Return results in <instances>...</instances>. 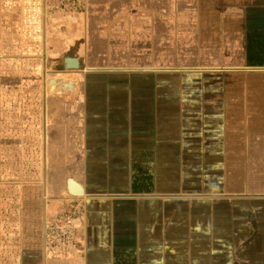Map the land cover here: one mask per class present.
Listing matches in <instances>:
<instances>
[{"label":"crops","instance_id":"1","mask_svg":"<svg viewBox=\"0 0 264 264\" xmlns=\"http://www.w3.org/2000/svg\"><path fill=\"white\" fill-rule=\"evenodd\" d=\"M117 1L86 0L85 11L73 14L84 25L75 26L66 47L84 50L87 42L106 63L115 50L108 33L125 26L124 12L148 25L142 10L112 9ZM176 1L188 4L175 8V32H193L197 9L191 0ZM203 1L210 37L202 59L191 63L189 41L177 70L190 71L175 74L179 82L202 80V89L164 88L165 76L138 72L83 76L84 84L63 79L75 83L72 91L51 94L49 121L36 124V137L43 134L58 155L52 159L71 163V177L64 187L23 191L17 204L0 202L15 215L11 223L0 211V244L12 264H264V216L251 200L228 201L223 179L227 162L264 161V86L243 85L245 76L264 82V0ZM183 20L188 28H179ZM199 62L203 69L190 66ZM231 78L241 88L225 87ZM213 171L219 188L212 187ZM70 179L85 192L80 243L54 258L44 224L64 210ZM234 205L248 216L230 217Z\"/></svg>","mask_w":264,"mask_h":264},{"label":"rangeland","instance_id":"2","mask_svg":"<svg viewBox=\"0 0 264 264\" xmlns=\"http://www.w3.org/2000/svg\"><path fill=\"white\" fill-rule=\"evenodd\" d=\"M187 4L175 0L115 2L112 9L116 11L132 7L133 11L138 9L148 14V25H144L139 16L124 12L120 19L125 26H119L120 32L108 33L113 38L115 50L109 61L104 63L96 57L98 49L88 48L87 42H84V50L76 46L71 49L66 47L75 26L84 25L82 19L75 18L79 16L52 10L47 0L45 3L39 0L38 6L35 3L33 6L31 0H0V202L17 204L23 191L45 189L51 184L57 188L64 187L71 177V163L52 159L58 155L49 153L43 134L40 138L36 137L39 132L36 124L44 122V128L49 121L48 100L54 98L51 95L54 87L49 84L51 79H76L84 84L81 80L83 76H131L138 72H153L165 76L164 88L204 87L202 80L190 76H185L180 82L175 80L176 72L190 71L177 70L182 68V65H177L178 56L183 58L187 52L182 47L192 42L190 52L194 59L191 63H195L202 59L203 43L210 37V33L204 32L203 0H191V5L197 9L195 27L191 28L194 31L175 32V8L184 9ZM184 21L179 28H188V23ZM235 37L240 36L234 34ZM78 56L85 64L80 69L66 68L65 59ZM190 66L203 69L201 62ZM168 76L174 77L166 78ZM236 80L239 81V78ZM262 81L253 82L250 76H245L243 85L245 88L264 86ZM224 83H227L225 87L239 89L242 86L240 82L235 84V78ZM42 131L44 133V129ZM226 164L227 175L223 177L227 188L224 193L226 199L232 202L251 200L257 216H264V161L244 160ZM211 173L212 187L219 188L220 184L215 180H220L219 171ZM195 188L200 190L201 186L188 187L189 190ZM11 208H0V211H4L3 216L10 218L8 222L12 223L11 218L15 215ZM228 212L230 217L248 216L238 205L232 206ZM194 216L203 215L197 213ZM44 227L46 233L47 223ZM39 233L35 232L37 238ZM4 239L7 240L5 236ZM6 252V245L0 244V264H12L15 260L6 256ZM17 254L14 255L17 257Z\"/></svg>","mask_w":264,"mask_h":264},{"label":"built area","instance_id":"3","mask_svg":"<svg viewBox=\"0 0 264 264\" xmlns=\"http://www.w3.org/2000/svg\"><path fill=\"white\" fill-rule=\"evenodd\" d=\"M50 8L65 14H81L86 0H50ZM84 214V202L80 197L69 196L64 210L51 220L46 228L45 246L54 258L69 256L79 246V222Z\"/></svg>","mask_w":264,"mask_h":264},{"label":"water","instance_id":"4","mask_svg":"<svg viewBox=\"0 0 264 264\" xmlns=\"http://www.w3.org/2000/svg\"><path fill=\"white\" fill-rule=\"evenodd\" d=\"M65 64H66V68L68 69H80L81 68L80 62L77 58H67ZM49 84L50 86L54 87L53 92L72 91V89L75 87V83L73 81H64L63 79H51L49 81ZM68 190L71 196H74V197L85 196L83 187L73 179H70L68 181Z\"/></svg>","mask_w":264,"mask_h":264}]
</instances>
